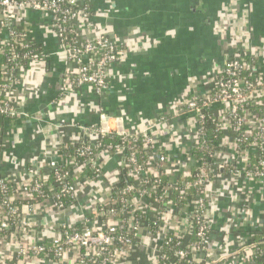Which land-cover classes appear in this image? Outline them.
Segmentation results:
<instances>
[{"label": "built area", "instance_id": "2783aa9c", "mask_svg": "<svg viewBox=\"0 0 264 264\" xmlns=\"http://www.w3.org/2000/svg\"><path fill=\"white\" fill-rule=\"evenodd\" d=\"M91 1L0 0V32L7 33L6 42L0 43V54L6 55L7 62H11L0 66V118L23 116L14 103L13 91L22 70L15 47L26 48L32 42L28 30L16 19L26 10L50 15L60 50L69 65L68 80L77 86L88 84L97 98L105 94L108 67L121 61L127 51L109 38L105 25H92L85 32L80 30L92 17L89 12ZM241 56L250 57L257 63L255 52L231 53L222 68L206 83L192 87L181 97L174 116H188L185 131L189 142H183L178 155H167L152 140V133L161 130L162 125H168L170 118L154 119L139 134L105 131L97 125L81 128L89 143L70 145L76 157H86L97 175H103V167L99 153L94 149L101 146L102 137L119 136L124 142L132 138L140 143L107 146L111 151L106 152L124 157V169L130 183L116 194L112 191L116 183L112 184L104 199L87 210L84 219L76 224L79 227L60 225L57 237L44 238L32 233L39 228L37 221L29 218L30 214L38 215L42 210L66 208L63 199L68 198L69 203L83 200L77 190V181L88 187L95 184L79 175L81 168L68 173L58 167H76L75 156L61 157L60 164L52 163V179L50 174H43L33 167H26L24 176H18L14 171L6 176L1 174L0 264L46 261L56 264H257L252 256L256 254L257 245L252 235L264 231V224L253 225L249 221V240L241 238L233 249L212 255L213 231L209 217L208 187L213 193L220 182L233 188L232 208L241 214L248 211L255 193L253 187L241 183L251 181L261 185L256 192L264 196V75L256 69V64L243 63L239 59ZM29 57L33 62L39 58L30 56V52L23 55V58ZM244 70H250V74L257 77L253 80L245 78L241 75ZM257 97H261L262 102L254 101ZM250 102L253 108L248 107ZM203 111L217 120L218 139L206 138L202 126ZM98 112L103 119L102 111ZM63 123L62 119L60 124ZM2 136L0 129V142ZM205 146L208 147L207 160L201 163L194 160L192 153ZM62 149L63 146L59 153ZM130 150L126 157L125 153ZM138 153H143V160L139 159ZM252 158L257 159V167H250ZM193 165L207 167V173L201 172L190 180L189 170ZM163 178L168 180L162 182ZM39 196L41 199L37 201ZM21 201L26 203L25 206H19ZM23 207L28 211H23ZM141 231H145L152 241L148 250L150 260L133 259L137 245H141ZM12 244L16 246L15 251L5 253L3 250ZM164 248L172 251L171 254H166ZM258 264H264V258Z\"/></svg>", "mask_w": 264, "mask_h": 264}, {"label": "crops", "instance_id": "0c3cea01", "mask_svg": "<svg viewBox=\"0 0 264 264\" xmlns=\"http://www.w3.org/2000/svg\"><path fill=\"white\" fill-rule=\"evenodd\" d=\"M90 4L92 17L80 30L105 25L109 38L127 51L121 61L108 67L107 90L98 98L88 84L77 86L68 80L69 65L47 12L26 10L16 18L32 42L42 46L43 53L28 69L20 71L13 91L14 103L23 116L10 121L0 118V175L14 171L24 176L26 167L49 175L52 163L62 161L59 149L86 140L88 136L84 138L81 128L89 125L139 134L154 119L170 118L168 125L152 133V140L164 153L175 156L183 142H189L185 131L188 116H174L186 92L206 83L235 52L257 53L255 67L264 75V0H93ZM6 40V31H1L0 43ZM98 111H102L103 119ZM99 156L103 178L90 187L77 181L83 200L68 203L62 210L28 214L38 223L34 235L57 237L60 225L82 221L87 210L118 182L123 174L121 156L106 151ZM222 183L213 193L208 187L212 255L233 249L241 238L249 240V221L264 224V196L256 192L261 185L241 183L255 190L248 211L241 214L232 208L233 188ZM23 211L28 208L23 207ZM139 242L133 259L150 260L152 241L145 231H141ZM10 246L3 251H15L16 246Z\"/></svg>", "mask_w": 264, "mask_h": 264}, {"label": "trees", "instance_id": "16d2710c", "mask_svg": "<svg viewBox=\"0 0 264 264\" xmlns=\"http://www.w3.org/2000/svg\"><path fill=\"white\" fill-rule=\"evenodd\" d=\"M89 12L92 13L91 6L89 8ZM8 49H9V47H7V52H8ZM15 51L20 55V58L17 59V62L19 63V65L22 67V69H28L33 64V58H30V57L29 58H23V55L25 53L30 52V56L36 55V56L41 57L42 53H43V48L40 44H37L34 42H29V45L26 48H20L19 46H17V47H15ZM235 54H238V52H235ZM231 58H234V57H231ZM239 59L243 63L250 64L251 66L256 64V61L251 59L250 57L241 56V58H239ZM8 62L11 63L10 61H8ZM8 62H7V56L0 54V66L1 65H7ZM217 74H219V73H217ZM241 75H245V78H247L249 80H253L257 77L256 74H254V73L250 74V70L242 71ZM261 100H262L261 97H257L254 101L262 102ZM248 107L253 108V106L251 105V102L248 105ZM203 114L205 115V118L202 121V126H203L204 132L206 134V138L207 139H214V140L218 139L220 134L216 130L217 120L210 113H207L206 111H203ZM10 120H13V118L9 117L8 121H10ZM123 142H124L123 139L119 136H114V137L104 136L101 139V146L95 148L94 150L97 154L101 151H111V149H109L107 147L109 144H111V145H116V144L122 145ZM79 143L84 145V144H88L89 141L81 139V141H79ZM132 143L139 144L140 140L134 141V139L129 138L124 142V144L126 146H129ZM207 149H208V147L205 146L202 149L196 150V152L194 151V153H192L193 159L194 160L198 159L200 163L202 160L203 161L207 160V158H208L207 157ZM130 152H131V150L127 151L125 153V156L127 157ZM61 155H62L61 157H65L68 155H71L74 157L75 156L74 148L70 144H65L63 146ZM138 157L140 160H143V158H144L143 153H138ZM75 160L77 163L76 167H75V165H68V166L60 165L58 167H60L64 171H67L68 173H74L76 171V168H81L79 175L81 177L89 178L95 182L103 178V175L102 176L100 174L97 175L94 172L92 167L86 162V157L77 156ZM251 163H252V165L250 167H252V168L258 166L257 159H255V158H252ZM201 172L207 173V167H195L193 165L189 170V175H190L189 179L194 180L196 175L200 174ZM49 177L52 179L53 174L50 173ZM167 180H168V178H163L162 182H166ZM129 183H130V180L126 177V172H125L124 175L122 174V177L118 180V182H116V185H115L114 189L112 190L113 194H116L117 191H121L122 189L127 188ZM45 193H46V191H45ZM40 199H41V197L39 196V197H37L36 200L39 201ZM63 202H65V204L67 205L70 201L67 198V199H63ZM18 204L21 207V206H25L26 203L24 201L23 202L21 201ZM76 227H79V225H76ZM149 228H151V226ZM152 229L154 231L156 230V228H154V226ZM193 231H195V230H193ZM193 239H195V238H193ZM252 239H254V241L257 243L256 248H255L256 254H252V256H253L254 263L258 264V263H261L262 259L264 258V231H262L260 234L253 232ZM164 251L167 252L166 254H171V252H172V251L165 250V248H164Z\"/></svg>", "mask_w": 264, "mask_h": 264}, {"label": "water", "instance_id": "95a60500", "mask_svg": "<svg viewBox=\"0 0 264 264\" xmlns=\"http://www.w3.org/2000/svg\"><path fill=\"white\" fill-rule=\"evenodd\" d=\"M63 64H65V62L63 63ZM65 70V69H64ZM64 70H63V73L62 74H64ZM18 111H20V109H18ZM22 111V110H21ZM85 140V139H84ZM121 160H122V163H123V175L125 174V170H124V157H122L121 158ZM12 162H14L15 161V157H13V159L11 160Z\"/></svg>", "mask_w": 264, "mask_h": 264}]
</instances>
